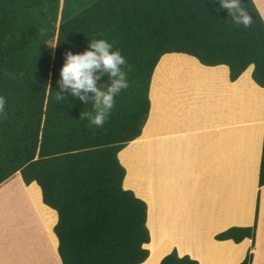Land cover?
Instances as JSON below:
<instances>
[{"label": "trees", "instance_id": "obj_1", "mask_svg": "<svg viewBox=\"0 0 264 264\" xmlns=\"http://www.w3.org/2000/svg\"><path fill=\"white\" fill-rule=\"evenodd\" d=\"M241 2L254 19L249 28L235 25L218 0H0V96L7 98V118L0 115V183L19 172L25 185L37 184L42 203L56 213L52 232L61 264H140L149 255L146 203L123 188L118 152L141 133L151 77L162 55L185 54L205 66H227L230 81L242 74L230 86L237 96L234 106L238 102L243 113L248 104L252 113L262 108V94L243 72L252 66V80L264 88V21L253 0ZM73 5L80 8L70 14ZM57 14L60 20L53 22ZM93 39L112 43L130 66L125 67L130 86L116 97L102 128L80 118L92 111L91 103L70 94L55 98L64 53H81ZM156 73L155 100L179 95L187 75L214 79L182 56L161 60ZM255 96L259 100L252 106ZM257 124L249 123V134ZM138 145L129 146L132 156L129 148L120 156L129 167L126 182L140 181L137 187L146 196L150 160ZM245 155L247 162L251 158ZM241 156L236 153V172L243 169ZM260 156L259 186L264 185V126ZM254 231L255 224L231 226L215 238L238 243L253 239ZM251 258L247 251L237 264H250ZM157 264L198 261L172 248Z\"/></svg>", "mask_w": 264, "mask_h": 264}, {"label": "crops", "instance_id": "obj_2", "mask_svg": "<svg viewBox=\"0 0 264 264\" xmlns=\"http://www.w3.org/2000/svg\"><path fill=\"white\" fill-rule=\"evenodd\" d=\"M253 2L264 21V0ZM203 70L213 74L214 79L206 78L196 90L186 87L183 92V87L177 96L160 97L152 104L150 101L140 135L118 152L120 163L125 164L121 153L128 144L138 141V147L147 153L150 160L146 173V196L137 187L140 181L126 182L128 168L125 165L122 180L123 188L132 190L146 203V226L150 239L145 246L149 255L140 264H149L154 254L157 257L150 264H157L172 248L180 256L186 254L196 259L198 264H237L247 251L252 254L250 264H264V185H258L263 129L262 133L254 136L255 133H248L249 128H244L246 120H236L234 102L237 96L230 86L242 74L230 81L225 65H204ZM229 98L231 106L227 108ZM255 140L258 143L256 151L257 148L259 151L247 161L255 166L254 183L250 184L247 173L238 175L236 172V153L243 156L245 163V154L251 156ZM129 152L132 156L133 150ZM17 173L0 183V202L4 203L7 197L21 192L24 194L33 183L38 188L41 201L37 184L25 185ZM44 206L46 208H38V211L14 212V226L24 225L44 232L47 240L51 241L55 258V262L50 260L45 264H61L52 232L56 213ZM4 213L8 215V211ZM254 224L253 239L245 237L236 243L231 239L215 238L217 233L231 226ZM4 238L9 239L0 233V264H11V257L5 259L3 256L5 247H10L9 242H3ZM237 248H243L240 255L236 253ZM13 260L16 264L28 263L16 258Z\"/></svg>", "mask_w": 264, "mask_h": 264}, {"label": "clouds", "instance_id": "obj_3", "mask_svg": "<svg viewBox=\"0 0 264 264\" xmlns=\"http://www.w3.org/2000/svg\"><path fill=\"white\" fill-rule=\"evenodd\" d=\"M218 3L227 10L235 25L245 28L252 26L254 19L241 0H218ZM45 31L41 29L40 35L43 36ZM125 67L130 70L120 50H113V44L105 39H93L81 53H64V62L59 70L60 79L57 81L60 91L56 92L55 98L61 101L65 99V94H70L85 104L91 103L92 111L81 113L80 118L88 119L95 128H102L115 107L116 97L130 86ZM102 77H107V82L100 83ZM46 88L50 94L51 80ZM6 103L7 98L0 96V115L5 119Z\"/></svg>", "mask_w": 264, "mask_h": 264}, {"label": "rangeland", "instance_id": "obj_4", "mask_svg": "<svg viewBox=\"0 0 264 264\" xmlns=\"http://www.w3.org/2000/svg\"><path fill=\"white\" fill-rule=\"evenodd\" d=\"M84 2V1H82ZM80 8V5H73L71 6L69 9V13L73 14L75 12H77ZM59 13V12H58ZM58 15V17H57ZM56 15L55 20H53V22L55 21H59V14ZM170 56H182L185 57L187 59H189L190 61H194L196 63V65H198V67H202V69H204V65L200 64L195 58L185 55V54H179V53H167L161 56V58L159 59L152 77H151V82H150V101L151 104L154 102L155 98L153 97L154 94H152V89H153V85L155 84V80L154 77L157 74V67L158 64L161 60L166 59V57H170ZM201 69V68H200ZM251 69L252 67H248L244 72H243V79L246 81H249L250 84L256 89L257 94L261 93L262 97H261V102L262 103V108L259 110V112H255L252 113V109L251 112L248 113L244 112L243 113V109H241L239 106L240 104H238L237 102V107L234 106L235 112H239L242 111L238 116L236 115V120L237 118H239V120H246V125H244V128H249V123H260L257 124L255 126H252L254 130V133L256 135L260 133H262V120L264 118V88L260 87L259 85H257L251 78ZM220 76V75H219ZM184 77V75L182 76ZM191 76L187 75L186 78L184 77L183 80L186 79V84L185 87L183 88V92L186 90V87H194V89H198L199 86H201L203 84L202 79H200L199 77H196L193 79L191 78ZM190 79L192 81H190ZM182 93V92H181ZM183 94V93H182ZM246 92H243V97H244V105L247 107V98H246ZM163 97H168V96H162L161 99ZM171 98V97H169ZM252 100V106L253 104H256V102L259 100L257 96H255L254 98L251 99ZM230 98L228 99V106L227 108H229L231 106L230 104ZM243 106V104H242ZM254 109V108H253ZM153 113V112H152ZM248 114H250L248 116ZM255 114H257L255 116ZM237 126V125H236ZM258 145V143H256L255 140V144L252 145V150H251V157H253L256 153H258L259 148H257L256 151V146ZM129 148V144L125 147L124 150ZM261 150V148H260ZM121 164L124 165L128 168L129 171V167L128 165L123 164L121 162ZM243 170L241 172H237L238 175H242L243 173H247L248 176L250 177V184L254 183V179H255V175H254V171H255V166H252V163L249 162H245L243 163ZM241 167V166H240ZM143 171L146 172L145 166L143 168ZM17 175H19V173H17ZM20 176V175H19ZM27 191L23 194V192H21V194L13 196V197H7L5 202L3 203L2 201L0 202V211H3V213L0 214V233H3L5 236H8L9 239L4 238L3 242L8 244H10V247L8 248V246L5 247V253H3V256L5 257V259L10 256L11 257V264H16L13 263L15 262L13 259H17V260H22L25 261L27 264H45L47 263V261L50 262V260H53V262H55V258H54V252H52V247H51V241L48 239L46 235L44 234V232L40 233V231L38 230H31L29 227H24V225H21L19 228L14 226V222L15 218H12L15 213L14 212H18L20 213L21 211H36L38 208H46L40 201V198L38 196V188L35 186V184H31L28 186V188H26ZM18 194V193H17ZM9 198H11L9 200ZM257 202V201H256ZM256 205V203H255ZM5 211H8V215L6 213H4ZM38 211V210H37ZM254 216H255V211H254ZM255 218V217H254ZM50 233V231H49ZM52 241H54V239L51 236ZM18 244H17V243ZM245 247V245H243ZM8 248V249H7ZM243 248L240 249H236V253L237 254H241ZM10 252L9 254L7 253ZM152 257V256H151ZM46 259V260H45ZM43 261V263H42Z\"/></svg>", "mask_w": 264, "mask_h": 264}]
</instances>
